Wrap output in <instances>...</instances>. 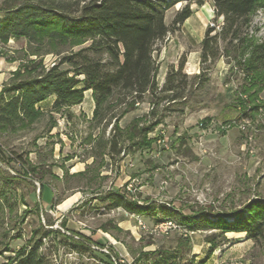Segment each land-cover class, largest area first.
Listing matches in <instances>:
<instances>
[{
	"label": "rangeland",
	"instance_id": "1",
	"mask_svg": "<svg viewBox=\"0 0 264 264\" xmlns=\"http://www.w3.org/2000/svg\"><path fill=\"white\" fill-rule=\"evenodd\" d=\"M4 2L10 0H0V8ZM16 2L19 0H11ZM186 4L193 12L191 17L156 47L159 67L174 65L168 64L172 61L176 66L182 57L192 66L205 29L213 23L210 0H183L166 13V23ZM203 14L208 17L204 19ZM250 34L264 40L263 11L252 17ZM30 50L42 53L44 47ZM30 50L25 39L0 42V65L9 70L3 85L31 61L42 58L43 66L49 68L59 58L54 53L34 56ZM163 66L158 72L160 78ZM229 68L221 59L187 107L178 101L160 103L159 109L168 111L162 124L148 135L157 139L151 153L135 150L128 141L114 158L99 150L96 140L101 130L94 129L91 122L94 103L89 92L84 93L81 104L67 109L51 112L48 104L39 108L44 116L32 129L0 135V180L16 176L19 170L10 162L11 154L27 159L28 168L36 169L37 176L33 179L28 175L16 183L15 194L8 193L9 203L15 201L17 206L10 209L0 204V264H15L16 252L38 239L43 243L40 253L50 264H146L143 254L158 248L175 249L180 234L188 237L190 249L178 264H264V240L226 233L227 242L217 239L219 247L209 254L210 244L205 239L217 231L181 228L166 232L159 228L161 221L122 209L107 210L101 201L110 191L122 189L140 204L156 203L184 215L209 208L213 212L231 211L242 209L249 200L264 201V107L249 120L230 112L231 124L223 125L227 113L221 110L233 103L234 91L242 82L240 76H233L231 85H224ZM184 73L193 76L199 69L195 73L185 64ZM263 101L264 91L256 102ZM149 104L145 100L135 107L119 121V128L126 132L132 119H148ZM206 117L210 118L208 123L204 122ZM53 121L56 125L48 132ZM199 124H203V131ZM112 134L110 125L104 139ZM184 135L185 143L179 146L176 140ZM161 138L167 142V149L159 148ZM40 183L45 185L42 196ZM5 243L8 252L2 253Z\"/></svg>",
	"mask_w": 264,
	"mask_h": 264
},
{
	"label": "trees",
	"instance_id": "2",
	"mask_svg": "<svg viewBox=\"0 0 264 264\" xmlns=\"http://www.w3.org/2000/svg\"><path fill=\"white\" fill-rule=\"evenodd\" d=\"M210 1L215 26L205 29L199 44V73L185 74L186 59L182 57L176 66H168L160 88L156 81L159 70L154 56L156 47L170 33L178 31L193 14L186 4L174 14L169 24L166 23V13L183 0L4 2L0 8V42L25 39L29 50L44 47L42 53L30 50L32 55L42 57L54 53L59 58L49 68L43 66L42 58L31 61L3 85L0 135L32 129L44 116L37 105L50 97L55 98L51 112H56L81 104L84 93L90 91L94 103L91 122L94 129L101 130L96 140L98 149L114 158L123 152V145L128 141L135 150L151 153L157 139L148 135L162 124L164 112L168 111V108L160 110V103L178 101L187 107L221 59L230 66L224 85H231L233 76L235 79L240 76L242 81L234 91L233 103L225 104L221 110L227 113L223 125L231 124L228 120L230 112H238L242 120L251 119L264 107V101L257 103L264 91V40L250 34L252 17L258 11L264 12V0ZM84 43L87 45L71 51ZM145 100L152 106L147 116L149 120L134 118L125 128L126 132L119 128V121L135 110V103ZM209 121L210 118L204 119L205 123ZM55 125L53 121L48 132ZM110 125L113 134L105 140L103 134ZM176 141L183 146L185 135ZM11 155L10 162L18 165L19 170L16 176L0 180V204H7L10 209L17 206L15 201L10 204L8 198V193H16V183L26 180L28 175L33 179L37 177L36 169L28 168L27 159ZM44 189L45 185L40 183L41 196ZM101 201L107 210L122 209L132 215L151 217L156 222L172 221L187 231H217L218 234L205 239L210 244L209 254L219 247L217 239L227 242L226 233H244L248 239L264 240V201L259 199L249 200L242 209L213 212L209 208L206 212L187 215L156 203L140 204L130 192L122 189L110 191ZM1 238L6 240V234ZM189 243L188 237L180 234L175 249L158 248L142 257L146 264H178L190 249ZM95 244L102 246L100 242ZM42 246L38 239L19 249L14 263L50 264L40 253ZM3 249L2 253L8 252L7 243Z\"/></svg>",
	"mask_w": 264,
	"mask_h": 264
},
{
	"label": "crops",
	"instance_id": "3",
	"mask_svg": "<svg viewBox=\"0 0 264 264\" xmlns=\"http://www.w3.org/2000/svg\"><path fill=\"white\" fill-rule=\"evenodd\" d=\"M212 15V17H213V14L212 13H210V16ZM204 19H206V17H208V15L206 16V15H201ZM200 19V18H199ZM196 54H197V56L194 58L195 60V62H194V64L192 65L193 66V68H192V66L190 65V62L187 60V63H186V66L188 67H190V69H193V71L195 72V73H198V69H199V52L198 51H196ZM168 64H174L175 65V61H172V62H170V63H168ZM1 66V71H0V91H1V88H2V85H3V83H4V81L6 80V78H7V72L9 71L7 68H3V66H2V64L0 65ZM163 66V64L159 67V70H158V72H160V69H161V67ZM167 66L168 65H166V66H163V73H162V76H161V78L159 77V73L157 74V78H156V81H157V84H158V87H161V85L164 83V78H165V75H166V71H167ZM3 69V70H2ZM86 92H89L90 93V95H91V92L90 91H86ZM54 97H50V98H48L46 101H44V102H41V103H39L38 105H37V108H42L43 106H47V104L49 105V106H52V104H53V102H54ZM232 235L233 234H236V233H231ZM230 239V238H229Z\"/></svg>",
	"mask_w": 264,
	"mask_h": 264
},
{
	"label": "built area",
	"instance_id": "4",
	"mask_svg": "<svg viewBox=\"0 0 264 264\" xmlns=\"http://www.w3.org/2000/svg\"><path fill=\"white\" fill-rule=\"evenodd\" d=\"M215 24L212 23L210 27H214ZM216 28L218 29V26H216ZM143 105L142 103L136 102L135 103V107H139ZM150 105V104H149ZM148 109L151 111L152 110V106H148ZM199 129L203 131V124H199ZM200 139V138H199ZM158 145L160 149H167L168 148V144L165 141L164 138H161L160 140H158ZM156 156L160 155V151H158L156 154ZM159 228L163 229L164 231H172V230H180L181 227L178 226L175 222L172 221H162L161 224L159 225Z\"/></svg>",
	"mask_w": 264,
	"mask_h": 264
}]
</instances>
